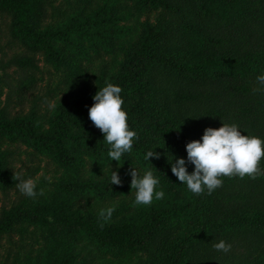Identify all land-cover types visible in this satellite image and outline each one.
<instances>
[{
	"label": "trees",
	"instance_id": "obj_1",
	"mask_svg": "<svg viewBox=\"0 0 264 264\" xmlns=\"http://www.w3.org/2000/svg\"><path fill=\"white\" fill-rule=\"evenodd\" d=\"M128 1L159 11L154 23H143L111 80L123 89L122 109L139 138L119 163L109 159L110 146L88 117L92 97L106 86L103 78L91 93L60 102L46 130L32 115L11 116L8 95L0 107V192L14 181L5 143L47 155L62 173L50 200L0 205V241L27 222L41 226L47 239L28 264H93L132 251L144 254L141 264H264V175L223 177V186L210 195L207 190L195 195L171 172L175 158L187 159L188 142L222 122L258 136L264 147V85L257 81L264 75V0ZM46 3L0 0V15L11 18L12 33L28 51L11 61L24 72L11 90L21 99L37 80L35 54L60 66L71 56L82 61L92 52H113L122 35L119 9H80L52 26L43 22ZM150 150L159 159L145 160ZM87 161L108 170L100 178H83ZM132 165L142 170L141 176L152 170L165 193L148 211L135 216L122 200L111 206L115 211L104 222L101 210L74 207L86 196L103 202L135 194L129 170L119 169ZM258 167L264 169V157ZM187 168L191 173L194 165ZM112 170L118 171L121 185L111 184ZM78 240L86 241V254L74 250ZM220 240L231 244L229 252L214 249Z\"/></svg>",
	"mask_w": 264,
	"mask_h": 264
},
{
	"label": "rangeland",
	"instance_id": "obj_2",
	"mask_svg": "<svg viewBox=\"0 0 264 264\" xmlns=\"http://www.w3.org/2000/svg\"><path fill=\"white\" fill-rule=\"evenodd\" d=\"M46 2L43 22L52 26L61 23L80 9L90 11L98 6L119 9L117 17L122 35L115 40L113 52H92L90 58L82 61L71 56L70 61L60 66L47 61L41 53L35 54L34 59L38 66L37 80L21 99L15 93L11 94V90L24 72L15 67L11 61L17 56L28 54V51L12 33L11 18L0 15V107L6 103L10 95L7 111L11 116L32 115L41 130L49 128L51 114L60 102L75 98L86 90L91 93L96 89L100 78L104 79L105 84L111 83L119 69L124 51L138 39L143 23H154L159 15V11L137 8L128 0H83L80 4L76 0H46ZM49 103L55 104L54 109L49 108ZM2 149L9 151L7 169L12 176L19 173L24 179L36 180L38 195L35 199L26 197L17 189L18 181H13L5 192H0V205L10 207L15 204L29 205L37 201L50 200L54 194V183L61 175L62 169L47 155L38 153L21 143H5ZM132 167L140 175L142 174V170L137 165L119 169L130 171ZM107 170L108 168L87 161L81 172L83 178H100ZM41 189L44 191L43 195H39ZM122 200L130 203L135 216L143 214L150 206L159 202L154 200L150 206H134L135 194L103 202L93 196H86L76 200L74 207L80 211H100L116 206ZM46 241L41 226L27 222L19 223L15 226L14 232L1 237L0 263L28 264L42 251L47 244ZM87 248L85 240L74 242V250L82 255L87 253ZM143 259V253L132 251L121 256L98 258L93 264H141Z\"/></svg>",
	"mask_w": 264,
	"mask_h": 264
},
{
	"label": "clouds",
	"instance_id": "obj_3",
	"mask_svg": "<svg viewBox=\"0 0 264 264\" xmlns=\"http://www.w3.org/2000/svg\"><path fill=\"white\" fill-rule=\"evenodd\" d=\"M257 81L264 85V75H259ZM123 89L119 85L106 82V86L99 88L92 97L94 103L88 109V117L104 136V141L110 146L108 157L111 161H119L125 153H130L134 142L138 139L137 132L130 129L128 116L122 105L124 100L121 96ZM55 104L49 103V108L54 109ZM187 159L175 158L171 163L172 174L186 184L190 192L201 195L207 190L210 195L217 188L223 186V177L232 178L246 176L251 179L264 175V169L258 167L261 158L264 157L262 140L255 135H243L235 123L222 122L217 128L208 127L204 130L200 140H192L186 144ZM150 158L159 159V153L148 151L145 160ZM194 165V170L189 173L187 165ZM131 176V189H135L134 206H150L154 200H161L165 193L160 189V180L152 170H145L141 176L132 167L129 171ZM17 189L28 198L35 199L38 195L37 181L22 178L21 174L12 176ZM111 184L121 185L122 180L118 171L111 173ZM43 189L39 195H43ZM114 207L102 209L99 217L102 221L110 220ZM100 228L104 227L101 223ZM217 251L227 253L231 250V244L220 240L213 245Z\"/></svg>",
	"mask_w": 264,
	"mask_h": 264
}]
</instances>
